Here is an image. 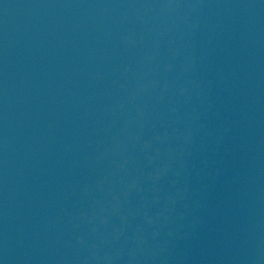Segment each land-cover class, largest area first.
Returning a JSON list of instances; mask_svg holds the SVG:
<instances>
[{
    "label": "water",
    "instance_id": "1",
    "mask_svg": "<svg viewBox=\"0 0 264 264\" xmlns=\"http://www.w3.org/2000/svg\"><path fill=\"white\" fill-rule=\"evenodd\" d=\"M0 264H264V0H0Z\"/></svg>",
    "mask_w": 264,
    "mask_h": 264
}]
</instances>
